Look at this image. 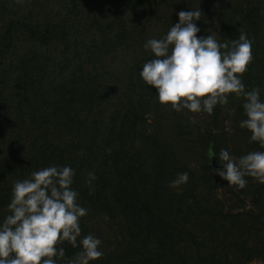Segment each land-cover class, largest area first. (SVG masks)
<instances>
[{"label":"trees","instance_id":"trees-1","mask_svg":"<svg viewBox=\"0 0 264 264\" xmlns=\"http://www.w3.org/2000/svg\"><path fill=\"white\" fill-rule=\"evenodd\" d=\"M196 9L198 37L212 29L230 41L244 28L254 59L243 83L264 100V0H0V223L15 181L67 165L88 209L82 237L102 241L90 264H264V184L216 182L209 158L210 148L264 151L240 127L243 98L230 95L212 115L178 113L140 75L154 58L147 40ZM182 172L188 183L170 188ZM218 189L230 193L226 210ZM61 246L57 264L81 250Z\"/></svg>","mask_w":264,"mask_h":264},{"label":"clouds","instance_id":"clouds-1","mask_svg":"<svg viewBox=\"0 0 264 264\" xmlns=\"http://www.w3.org/2000/svg\"><path fill=\"white\" fill-rule=\"evenodd\" d=\"M201 9L180 11L179 22L162 38H151L144 44L154 58L143 65L140 73L148 86L157 89L162 106L176 112L212 115L216 106L226 107L230 95L243 98L245 119L240 127L250 133V143L264 149V100L257 86L246 91L243 75L253 62L252 44L241 26L238 39H220L216 31L198 37ZM219 27V25H217ZM234 111V110H230ZM217 156L222 168L216 174L237 190L246 187L251 177L264 184V151H251L233 157L226 149L216 154L209 149V158ZM75 170L70 166H50L31 173L13 184L9 215L0 223V264H57L65 259V242L80 248L66 264H90L104 253L102 241L89 233L82 237L81 218L88 209L79 203L73 190ZM94 172L88 173L90 194L95 191ZM189 174L178 173L169 183L172 189L187 184Z\"/></svg>","mask_w":264,"mask_h":264},{"label":"rangeland","instance_id":"rangeland-1","mask_svg":"<svg viewBox=\"0 0 264 264\" xmlns=\"http://www.w3.org/2000/svg\"><path fill=\"white\" fill-rule=\"evenodd\" d=\"M194 116V115H193ZM191 120L190 121H192L193 123H202L201 121H202V119L203 118H200V119H196V118H194V117H191L190 118ZM200 121V122H199ZM203 124V123H202ZM224 126L226 127V128H229L230 127V124H233V122H228V121H225L224 123ZM212 133H216V131H212ZM192 139H193V141L192 142H194L195 141V138L194 137H192ZM195 143V142H194ZM194 143H192V144H194ZM197 149V148H196ZM197 163L200 161V159H197V158H195L194 159ZM217 192L219 193V194H221L220 196L218 195V197H219V200L220 201H222V200H224V202H223V206L222 207H220V208H222L223 210H226V209H228L230 206L229 205H231V204H233V201H231V199H230V197H226V196H230V193H228V194H226V193H224L223 192V190H221V189H218L217 190ZM223 194H225L226 196H222ZM230 199V201H227V200H229ZM263 204H260V208H264L263 206H262ZM252 264H262V262L261 261H258V260H255V261H253L252 262Z\"/></svg>","mask_w":264,"mask_h":264},{"label":"water","instance_id":"water-1","mask_svg":"<svg viewBox=\"0 0 264 264\" xmlns=\"http://www.w3.org/2000/svg\"><path fill=\"white\" fill-rule=\"evenodd\" d=\"M212 164H213L214 169L219 168V166L216 164L214 158L212 159ZM212 176L214 177V181H216V182H220V183L227 182V181L223 180L221 177H219L214 170L212 172Z\"/></svg>","mask_w":264,"mask_h":264}]
</instances>
